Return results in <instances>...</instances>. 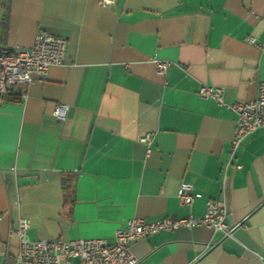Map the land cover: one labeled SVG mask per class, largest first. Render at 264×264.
Here are the masks:
<instances>
[{
    "label": "crops",
    "instance_id": "0c3cea01",
    "mask_svg": "<svg viewBox=\"0 0 264 264\" xmlns=\"http://www.w3.org/2000/svg\"><path fill=\"white\" fill-rule=\"evenodd\" d=\"M39 30L66 39L67 64L0 100V264H15L21 218L32 241L112 242L129 219L200 217L208 200L224 201L230 236L141 237L137 264H264V132L224 172L236 116L197 96L207 85L228 104L256 97L264 54L245 39L264 42V0H0L2 46L30 48ZM153 58L173 65L157 75Z\"/></svg>",
    "mask_w": 264,
    "mask_h": 264
},
{
    "label": "built area",
    "instance_id": "2783aa9c",
    "mask_svg": "<svg viewBox=\"0 0 264 264\" xmlns=\"http://www.w3.org/2000/svg\"><path fill=\"white\" fill-rule=\"evenodd\" d=\"M100 7H112L115 0H97ZM245 42L254 45L264 54V42L247 37ZM67 42L65 38L39 30L30 48L2 46L0 44V100L23 99L25 93L16 94V87H26L37 78H44L51 67L67 64ZM155 73L163 76L173 65L170 61L153 58ZM200 99H211L217 105L224 106L235 114V132L231 140L228 158L223 167L225 172L241 143L256 131L264 132V81L257 87L256 97L252 101H240L232 104L225 102L223 89L201 85L197 92ZM67 105L54 106L52 116L63 121ZM146 146L151 143L149 134L138 139ZM179 205L191 206L194 202L189 185L180 184L176 194ZM227 208L224 201L208 200L205 211L200 217L188 216L181 219L163 218L148 222L142 218H132L115 230L113 241L105 239H74L32 241L27 236V222L19 219L14 229L18 240V252L15 264H137V258L130 250L135 240L160 232L176 231L181 228L206 227L223 237L231 235L234 227L226 222Z\"/></svg>",
    "mask_w": 264,
    "mask_h": 264
},
{
    "label": "trees",
    "instance_id": "16d2710c",
    "mask_svg": "<svg viewBox=\"0 0 264 264\" xmlns=\"http://www.w3.org/2000/svg\"><path fill=\"white\" fill-rule=\"evenodd\" d=\"M65 190V189H64Z\"/></svg>",
    "mask_w": 264,
    "mask_h": 264
}]
</instances>
